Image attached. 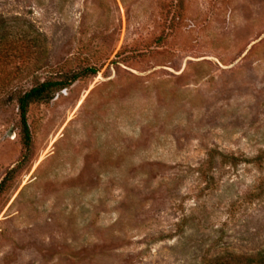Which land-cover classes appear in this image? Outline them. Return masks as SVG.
Returning <instances> with one entry per match:
<instances>
[{
  "label": "rangeland",
  "instance_id": "374dc122",
  "mask_svg": "<svg viewBox=\"0 0 264 264\" xmlns=\"http://www.w3.org/2000/svg\"><path fill=\"white\" fill-rule=\"evenodd\" d=\"M2 38L0 264H264V0H0ZM90 68L25 149L17 94Z\"/></svg>",
  "mask_w": 264,
  "mask_h": 264
},
{
  "label": "trees",
  "instance_id": "16d2710c",
  "mask_svg": "<svg viewBox=\"0 0 264 264\" xmlns=\"http://www.w3.org/2000/svg\"><path fill=\"white\" fill-rule=\"evenodd\" d=\"M9 41L2 38L0 42V64L7 62L11 55L8 49ZM98 71L95 68H90L82 73L74 74L66 79L61 80H46L32 87L31 89L20 92L16 96V102L18 104V112L20 117V126L22 133V141L25 149H29L31 146V133L29 125L27 123L28 109L32 104L36 103H48L54 99V95L64 89L69 88L74 82L81 77L89 75L95 76ZM15 170H12L11 175ZM7 178L0 183V195L4 191ZM222 264V263H220ZM226 264V263H224Z\"/></svg>",
  "mask_w": 264,
  "mask_h": 264
}]
</instances>
